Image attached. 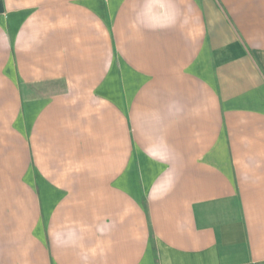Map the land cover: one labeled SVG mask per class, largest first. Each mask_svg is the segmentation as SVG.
<instances>
[{"label":"crops","instance_id":"1","mask_svg":"<svg viewBox=\"0 0 264 264\" xmlns=\"http://www.w3.org/2000/svg\"><path fill=\"white\" fill-rule=\"evenodd\" d=\"M0 264H264V0H0Z\"/></svg>","mask_w":264,"mask_h":264}]
</instances>
